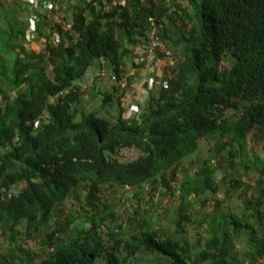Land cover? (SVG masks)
<instances>
[{
	"label": "trees",
	"instance_id": "1",
	"mask_svg": "<svg viewBox=\"0 0 264 264\" xmlns=\"http://www.w3.org/2000/svg\"><path fill=\"white\" fill-rule=\"evenodd\" d=\"M121 1L106 11L101 0L86 1L62 30L28 0H0V247L2 240L9 246L0 248V264H241L232 239L264 264V137L252 160L255 193L242 190L244 214L217 217L219 182L212 183L219 171L223 185L241 186L223 161L234 169L236 143L264 130V0ZM14 12L25 14L20 30L13 19L6 24ZM32 16L42 18L35 27L43 26L38 33L46 39L38 52L25 47ZM150 19L170 51L158 52L168 88L150 93L137 115L125 116L115 87L102 93L97 109L83 112L76 81L102 64L119 80L134 47L148 41ZM208 138L217 140L203 160L204 179L199 172L180 179L179 167L190 158L195 164ZM125 149L136 157L122 161ZM126 185L135 189L136 206L120 214L123 203L105 195H124ZM156 192L178 193L170 228L141 204ZM211 200L217 204L210 212L198 210ZM189 225L197 231L192 242L185 240ZM23 233L40 237L38 250L18 243Z\"/></svg>",
	"mask_w": 264,
	"mask_h": 264
},
{
	"label": "rangeland",
	"instance_id": "2",
	"mask_svg": "<svg viewBox=\"0 0 264 264\" xmlns=\"http://www.w3.org/2000/svg\"><path fill=\"white\" fill-rule=\"evenodd\" d=\"M2 3L10 2L11 0H1ZM66 10V7L64 8V11ZM68 9L66 10V13H64V20L68 21L69 16L67 14ZM25 14L14 12V15L11 16L10 13L6 16V24H8L12 19L15 23H13V27H15L17 30H20L23 28V24L25 22ZM48 21H54L52 17L49 16ZM7 27V26H6ZM10 28V26H8ZM39 27V26H38ZM28 50H30L29 45H26ZM170 52V51H168ZM169 55V54H168ZM224 64V63H222ZM239 112H236L234 115V119L238 117ZM226 116H231L230 113H227ZM231 118V117H230ZM262 137H264V130H260L258 128L253 129L250 131L245 138L240 141L239 143H236L234 146V154L235 157L232 158L234 164V169L227 163V161H223L224 165L227 167V174L230 178L237 179L241 182V186L239 188H230L225 185H223L219 179L222 176L221 172L217 171L215 172V175L213 176L212 181L219 182V186L215 192V197L220 199L219 206L222 207V209L218 210L216 213V216L219 217L224 214H228L229 212L233 215V217L240 216L245 213V210L241 207L244 204V198L242 196V190L244 187H248V195L255 193V173L253 171L256 170L257 164L252 162L254 156H261V149L263 145ZM217 138L215 140L213 138H208L201 141V149L200 151L195 155H193V158H195V164L190 163V159L185 161L180 167H179V178L180 179H191L194 174L199 172V178L201 180L204 179V176L206 175L203 170L206 169L208 166L204 164L203 160L207 159L210 156V151L214 147V141L216 142ZM239 144L242 145V147L239 149ZM136 152L132 149H125L121 153H119L120 159L122 161H128L136 157ZM223 160V159H222ZM201 163H199V162ZM214 163V162H213ZM249 166V167H248ZM230 178L228 182H230ZM212 183H216V182ZM233 183V182H232ZM228 189V190H227ZM134 192L135 189L130 190L129 192L122 193L121 190H118L116 193H111L110 190L106 192L105 196H108V200L110 201V204L115 201L122 202L123 204L118 205L117 208L120 209L121 212H130L133 207L136 206V200L134 198ZM123 195V196H122ZM211 194L207 193L204 197H208ZM146 200H141V204H148V206H151V211L154 214H159V212L162 214L163 222L166 224V227H169L170 222L169 219L173 216L174 209L178 202V193L176 192L174 195H167V196H161L159 193H155L153 195H146L144 196ZM217 204L214 202V200H211L207 206L204 209H200L198 207V210L204 211V212H210L213 208V205ZM110 207H113L110 205ZM117 210V209H116ZM194 212V211H193ZM118 213V211H117ZM118 213V214H119ZM163 213H166V215H163ZM197 217V216H196ZM155 216L153 217L154 220ZM200 218L197 217V220L199 221ZM155 221V220H154ZM156 222V221H155ZM244 221H241L243 223ZM156 223L154 224V226ZM236 225V224H235ZM234 226H231V230ZM170 228V227H169ZM204 226H202L201 230H203ZM203 233L200 231V234ZM23 238L18 239V243L23 245H28L30 248H33L34 250L39 249L40 244V237L35 235H26V233H23ZM205 235V233L203 234ZM197 237V231L195 229V226L189 225L187 227V233L185 236V240H188L192 242ZM232 254L238 258L239 261H241V264H262L256 259H251L247 255L245 256L247 252V248L245 245V242L242 239H232ZM3 244V245H2ZM7 243L5 241H1V247L4 249V251L9 249V246L6 245ZM227 246H230V242ZM0 247V248H1ZM1 250V249H0ZM229 258L230 256H226ZM162 261H164V258H161ZM157 261L154 259H149L148 261H145L142 264H155ZM168 264V263H164ZM234 264H240V263H234Z\"/></svg>",
	"mask_w": 264,
	"mask_h": 264
},
{
	"label": "crops",
	"instance_id": "3",
	"mask_svg": "<svg viewBox=\"0 0 264 264\" xmlns=\"http://www.w3.org/2000/svg\"><path fill=\"white\" fill-rule=\"evenodd\" d=\"M45 1L52 2L53 5H55V8H52V9L45 8V10L41 11V13L42 14L49 13V16L52 17V19H54L55 21L56 16L59 15L60 13H62L64 17V13H66L67 9H68L67 14L70 18L72 10H74L75 7L77 6L81 7L86 1H90V0H44V2ZM166 1L168 3L173 0H166ZM62 7L64 8L66 7V10L64 11V8ZM41 8H42L41 6H38V9H35L34 7L32 9L39 12ZM53 10H54V14L52 15L50 14V12ZM39 20L42 22L41 17H39V19L38 18L35 19L36 23H34L35 24L34 26H36V24L43 25V23H41ZM67 22L70 23L69 20ZM32 24L30 20V26L27 28V33H26L29 38V41L26 43V45H29L30 50H28L26 45L25 47L28 51L38 52L46 44V39L39 35L38 26L36 27L37 30H34L29 33V29H31ZM40 27H43V26H39V28ZM148 59H149L148 54H145L143 63L139 65L138 67L134 66L133 62L132 63L130 62L126 66V68L124 69L125 72L123 73V75L127 74L128 72L134 69L133 74L128 75V77L129 76L131 77V81H129L130 83H129L128 89H125L123 91H121L120 89H117L118 91L115 93H113V87H116V82H115L114 74L112 73L110 67L107 64H102L100 67H98V65H95V67H93L92 70L87 71V73L82 78L76 81L77 82L76 84L81 88V92H82V95L79 100V104H77L78 107L82 109V111L85 113H88V112H91L97 109L100 106L102 93L105 91H109V92L111 91L113 95H116V94L118 95L120 93H123L122 100L127 105L128 103L134 101V99H136L137 97L141 95L140 92L142 88L145 86L144 79L148 77L152 85L151 87L152 90L150 93L153 95H156L157 91L161 88L160 81L162 77L164 76L165 70L167 69L166 68L167 62L163 56L159 55V53L155 54L150 59L151 64H147V62H149ZM100 70H103L102 71L103 75L99 78H96L94 81L89 82V78L93 77L95 74L97 75L100 72ZM144 105H145V102H143L140 105L139 112H142Z\"/></svg>",
	"mask_w": 264,
	"mask_h": 264
},
{
	"label": "built area",
	"instance_id": "4",
	"mask_svg": "<svg viewBox=\"0 0 264 264\" xmlns=\"http://www.w3.org/2000/svg\"><path fill=\"white\" fill-rule=\"evenodd\" d=\"M28 1L30 4L33 5V7L35 9H38V6H39L38 0H28ZM101 1L105 3V6L103 7L104 11L109 9V6H108L109 1L112 4H115L117 2V0H101ZM121 2H124V0H122ZM42 5H43V7L41 8L40 12L44 11L45 8L46 9L55 8V5H53V3L50 1H45V2H43ZM62 8H64V7H62ZM35 19L36 18L34 16H32L30 18L31 24L32 23L33 24L31 25V29H29V33L36 30V27L34 26L35 25L34 24ZM150 21H151L150 26H149V29L147 31L148 41L145 44L136 46L134 48L136 50V53L133 56V60H132L134 66H137V65L139 66L143 63L145 54H148V56H149V59H148L149 62H147V64H151L150 59L155 54H157L158 52L168 54V51L166 50V47L161 40L159 27L157 26L156 22L153 19H150ZM54 22L62 30H69L71 28V24L63 19L62 13H60L59 15L56 16ZM43 41H45V40H43ZM58 41H59V34H58V32H54L51 36V43L56 45L58 43ZM102 71L103 70H100V72L97 75L95 74L93 77L89 78V82H92L96 78L101 77L103 75ZM133 72H134V69L132 71L128 72L127 74L122 75V77L119 80L115 79V82H116L115 88L120 89L121 91L128 89L129 83L127 81V77H128V75L133 74ZM144 82H145V86L142 88V90L140 92L141 95L139 97H137L136 99H134V101H132L126 105V110H125V116L126 117L127 116H133L134 114L137 115L140 111V105L143 102H146V99L148 98V96L152 90L151 89L152 85L150 83L149 77L144 79ZM168 86H169L168 79L164 75L160 81V87L163 89H167ZM124 190L126 192H129L132 189L129 185H126L124 187Z\"/></svg>",
	"mask_w": 264,
	"mask_h": 264
}]
</instances>
